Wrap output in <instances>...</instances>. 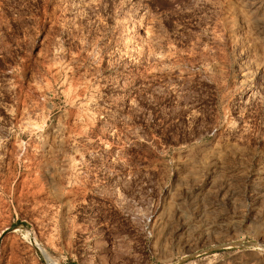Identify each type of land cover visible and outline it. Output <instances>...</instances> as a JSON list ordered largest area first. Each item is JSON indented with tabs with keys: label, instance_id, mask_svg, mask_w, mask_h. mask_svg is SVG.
I'll return each mask as SVG.
<instances>
[{
	"label": "rangeland",
	"instance_id": "1",
	"mask_svg": "<svg viewBox=\"0 0 264 264\" xmlns=\"http://www.w3.org/2000/svg\"><path fill=\"white\" fill-rule=\"evenodd\" d=\"M263 178L264 0H0V264H264Z\"/></svg>",
	"mask_w": 264,
	"mask_h": 264
},
{
	"label": "bare ground",
	"instance_id": "2",
	"mask_svg": "<svg viewBox=\"0 0 264 264\" xmlns=\"http://www.w3.org/2000/svg\"><path fill=\"white\" fill-rule=\"evenodd\" d=\"M264 179V178H263ZM263 186V185H262Z\"/></svg>",
	"mask_w": 264,
	"mask_h": 264
}]
</instances>
